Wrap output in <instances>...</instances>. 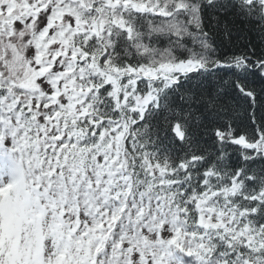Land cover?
I'll return each instance as SVG.
<instances>
[{"label":"snow or ice","instance_id":"6c2138e0","mask_svg":"<svg viewBox=\"0 0 264 264\" xmlns=\"http://www.w3.org/2000/svg\"><path fill=\"white\" fill-rule=\"evenodd\" d=\"M0 264H264V0H0Z\"/></svg>","mask_w":264,"mask_h":264}]
</instances>
